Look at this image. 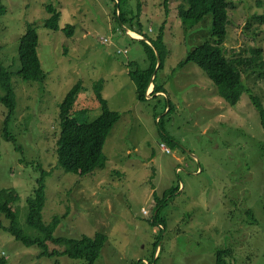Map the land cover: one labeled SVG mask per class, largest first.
<instances>
[{
    "label": "rangeland",
    "instance_id": "374dc122",
    "mask_svg": "<svg viewBox=\"0 0 264 264\" xmlns=\"http://www.w3.org/2000/svg\"><path fill=\"white\" fill-rule=\"evenodd\" d=\"M181 1L167 0L165 8L163 0H122L135 31L154 39L162 26L155 82L164 92L151 96L149 85L147 100L139 101L128 71L147 67L149 59L143 41L115 18L113 0H0V61L15 74L19 38L33 23L45 72L43 82L12 77L17 106L9 127L20 150L1 136L0 103V190L18 192L13 208L24 232H35L26 215L39 163L50 171L43 221L66 214L56 237L105 233L97 264H215L216 250L224 247L232 249L231 264H264V128L247 90L231 105L195 63L178 66L209 39L211 25L208 14L184 29ZM229 2L225 54L240 59L245 87L264 105V22L251 19L264 13V0ZM48 4L61 12L56 30L44 27ZM67 25H73L69 34ZM98 80L102 98L119 113L103 145L106 165L85 175L66 172L56 166L58 104L80 82L73 110L86 109V120H93L101 111L93 91ZM166 189L171 192L158 209L156 197ZM157 210L162 223L152 218ZM8 223L0 215V224ZM47 246L58 254L40 256L37 246L26 247L0 226L7 264H87L60 254L65 243Z\"/></svg>",
    "mask_w": 264,
    "mask_h": 264
},
{
    "label": "trees",
    "instance_id": "16d2710c",
    "mask_svg": "<svg viewBox=\"0 0 264 264\" xmlns=\"http://www.w3.org/2000/svg\"><path fill=\"white\" fill-rule=\"evenodd\" d=\"M113 3V14L117 21L121 25H126L129 30L144 36V40H148L149 42L147 43L140 39V41H143L144 49L149 59L148 66L145 68L136 67L128 71V75L136 85V98L139 101H145L147 100L146 91L149 86V79L157 65L156 52L160 58L164 53L162 26L159 28V34L156 38L151 39L143 34L140 29L134 30V26L131 24L133 16H128L126 10L122 9V0H113ZM166 3L167 0H163L165 8H167ZM229 6V0H182L178 4L177 14L184 29L192 28L203 17L211 14L209 39L195 45L193 49L188 51L185 58L178 63V66L180 67L189 61L195 63L215 85L217 94L231 105L236 104L242 92L247 90L252 104L258 111L261 125L264 128L263 103L248 87H245L237 68L240 59L227 57L223 48V41L227 32L226 27L229 22ZM139 9L140 2L138 1V12ZM2 11L3 6L0 4V14H2ZM46 11L50 15L44 21V27L52 30L58 29L60 10L52 4H48ZM251 19L264 22V13L253 14ZM248 24H250V21H248ZM64 29L69 34L73 30V25H67ZM38 45L39 36L37 27L33 23H28L25 32L19 38L17 49L19 62L15 74L0 61V103L5 108L3 111L4 121L1 136L7 141H11L15 149L18 150H20V147L16 143V139L10 132L9 127L17 106L12 77L17 75L22 81L26 82H43L45 80V72L41 67L37 52ZM252 51L259 54L261 48H254ZM161 66L162 61H160L157 68ZM155 80L156 74L152 81L153 90L151 96L155 93L164 92L163 86L156 83ZM101 82V80H98L93 84L95 97L101 106L99 115L93 120H86V109L73 110V105L81 88L80 82L73 85L58 104L60 131L55 146L56 166L61 167L66 172L85 175L106 165L107 157L103 152V145L113 124L118 120L119 113L111 110L107 105V101L102 98L100 94ZM35 167L39 170V176L36 179L31 196L27 199L28 212L26 215V225L35 232L26 233L17 224L16 212L13 205L19 200V195L13 188H3L0 190V215L9 221L7 225L0 224V226L26 247L37 246L41 250L40 256H54L58 254L56 251H48L47 241L50 240L55 243L66 244L65 249L60 254L66 255L69 258L84 259L87 264H97L96 260L107 240L106 234L97 232L92 237L82 235L77 239L54 236L53 232L55 228L60 219L66 214L53 216L47 223L43 221L42 208L45 201V179L50 175V171L44 169L39 163ZM170 192L171 190L166 189L163 191L161 197H156V208L159 209L163 206ZM152 218L156 222L162 223L163 218L159 217L158 210L152 215ZM154 245H156V242ZM231 256V248H218L215 252V264H231L227 260ZM151 263L152 261L148 262V264ZM0 264H7L2 254H0Z\"/></svg>",
    "mask_w": 264,
    "mask_h": 264
},
{
    "label": "water",
    "instance_id": "95a60500",
    "mask_svg": "<svg viewBox=\"0 0 264 264\" xmlns=\"http://www.w3.org/2000/svg\"><path fill=\"white\" fill-rule=\"evenodd\" d=\"M125 30H126V33H127L129 36H131L130 33L128 32V30H127L126 28H125ZM131 37H132V38H135V39H144V37H140V38H138V37H133V36H131ZM157 56H158V53H157ZM159 63H160V61H158V64H157L156 66H158ZM156 70H157V69H155V70L152 72L151 76H150V79H149V85L152 84L153 77H154V75H155V73H156ZM152 85H153V84H152ZM148 87H149V86H148Z\"/></svg>",
    "mask_w": 264,
    "mask_h": 264
},
{
    "label": "bare ground",
    "instance_id": "6f19581e",
    "mask_svg": "<svg viewBox=\"0 0 264 264\" xmlns=\"http://www.w3.org/2000/svg\"><path fill=\"white\" fill-rule=\"evenodd\" d=\"M131 33L134 34V37H138V36H139V35H138V36H135V32H133V31H131ZM133 34H132V35H133ZM132 35H131V36H132ZM151 85H152V84H151ZM152 86H153V85H152Z\"/></svg>",
    "mask_w": 264,
    "mask_h": 264
},
{
    "label": "built area",
    "instance_id": "2783aa9c",
    "mask_svg": "<svg viewBox=\"0 0 264 264\" xmlns=\"http://www.w3.org/2000/svg\"><path fill=\"white\" fill-rule=\"evenodd\" d=\"M143 213H146V210H143Z\"/></svg>",
    "mask_w": 264,
    "mask_h": 264
},
{
    "label": "crops",
    "instance_id": "0c3cea01",
    "mask_svg": "<svg viewBox=\"0 0 264 264\" xmlns=\"http://www.w3.org/2000/svg\"><path fill=\"white\" fill-rule=\"evenodd\" d=\"M136 35H137V34H136ZM136 35H135V36H136Z\"/></svg>",
    "mask_w": 264,
    "mask_h": 264
}]
</instances>
